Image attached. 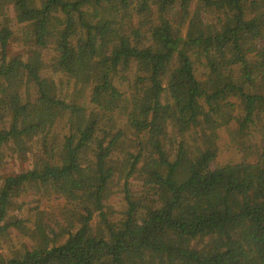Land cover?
Instances as JSON below:
<instances>
[{"label":"trees","instance_id":"obj_1","mask_svg":"<svg viewBox=\"0 0 264 264\" xmlns=\"http://www.w3.org/2000/svg\"><path fill=\"white\" fill-rule=\"evenodd\" d=\"M30 154L0 264H264V0H0V166Z\"/></svg>","mask_w":264,"mask_h":264},{"label":"rangeland","instance_id":"obj_2","mask_svg":"<svg viewBox=\"0 0 264 264\" xmlns=\"http://www.w3.org/2000/svg\"><path fill=\"white\" fill-rule=\"evenodd\" d=\"M9 12L12 14L14 13L13 9L9 10ZM22 31L24 32L25 30ZM9 54L11 56L21 55L25 58L28 56V47L24 40V36H22L20 32H16L15 35L13 36V39L9 47ZM184 136L189 138V140L192 141L193 143L200 142L198 135L195 131H190L186 133ZM9 147L11 148V146ZM33 162H34V158L32 154L28 155V158L25 161H21L16 156L4 160L3 165L0 166V183L2 182V179L9 174L16 173L23 169L31 168L33 166ZM117 199L118 198L114 197L110 200L108 209L111 207H114L115 209L119 208V206L117 205ZM20 200L21 199H19V201ZM99 220H100V216L97 215L95 217V221H99ZM0 238H1L0 255L4 257L9 255L11 248L17 249V247L21 246L22 244L30 246L34 242L32 236H23V233H21V231L19 230H14V231L7 230L6 232L0 235Z\"/></svg>","mask_w":264,"mask_h":264}]
</instances>
